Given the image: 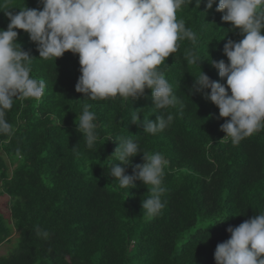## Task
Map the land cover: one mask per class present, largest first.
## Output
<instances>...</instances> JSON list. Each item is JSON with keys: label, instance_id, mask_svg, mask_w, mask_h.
<instances>
[{"label": "trees", "instance_id": "1", "mask_svg": "<svg viewBox=\"0 0 264 264\" xmlns=\"http://www.w3.org/2000/svg\"><path fill=\"white\" fill-rule=\"evenodd\" d=\"M218 3L212 10L207 0L200 8L193 2L177 10V20L198 39L196 45L178 41L177 52L159 66L178 97L167 109L154 108L151 89L134 100L86 99L75 90L82 75L79 54L40 59L37 44L17 29L18 42L32 57L30 75L45 81V91L39 100L14 99L6 112L13 133L0 135V188L10 205V221L0 210V244L19 238L0 264H216L217 245L231 235L227 228L264 213V129L239 144L221 141V125L230 118H220L215 104L191 91L202 70L226 84L210 60L227 63L225 43L244 38L222 20ZM12 6L13 14L26 6L42 10L40 0H13ZM8 23L0 11V29ZM189 49L198 64L187 65ZM85 104L95 114L98 138L91 149L76 124ZM169 114L163 130L145 133L144 119ZM133 115L141 117L136 124ZM120 138L167 160L158 214L142 209L153 186L137 180L135 187L121 188L107 175L120 163L113 155ZM142 152L121 165L127 175L144 163Z\"/></svg>", "mask_w": 264, "mask_h": 264}, {"label": "clouds", "instance_id": "2", "mask_svg": "<svg viewBox=\"0 0 264 264\" xmlns=\"http://www.w3.org/2000/svg\"><path fill=\"white\" fill-rule=\"evenodd\" d=\"M193 2L200 8L203 0H40L42 10L26 6L13 14L9 11L17 8L12 6L13 0H0V11L9 19L7 30L0 29V135L13 133L6 112L14 99L39 100L45 91V81L30 75L32 57L18 42L17 29L37 44L40 59H57L68 51L79 54L82 75L75 90L86 99L119 96L134 100L151 89L154 108L167 109L178 97L159 66L177 52L178 41L187 39L196 45V33L176 16L177 10ZM215 3L207 0V9L212 10ZM215 10L224 13L222 20L239 29L244 38L225 43L227 63L210 60L226 84L212 80L202 70L191 91L215 104L220 118H230L221 125L226 133L221 141L231 138L233 144H239L264 129V0H219ZM184 59L189 66L198 64L193 49L185 52ZM89 108L84 105L76 124L91 149L98 137L95 114ZM137 120L141 117L133 115L134 124ZM171 120L170 114L166 119L163 115L155 121L144 119L145 133L155 134ZM116 141L119 144L113 155L120 163L112 165L107 175L118 180L121 188H133L137 180L153 186L151 197L142 200V209L148 215L158 214L164 206L161 185L167 160L160 153L142 152L132 139ZM141 152L144 163L134 165L133 173L127 175L124 166ZM227 231L230 238L216 247V264H264V213L237 227L229 226Z\"/></svg>", "mask_w": 264, "mask_h": 264}, {"label": "rangeland", "instance_id": "3", "mask_svg": "<svg viewBox=\"0 0 264 264\" xmlns=\"http://www.w3.org/2000/svg\"><path fill=\"white\" fill-rule=\"evenodd\" d=\"M7 161L10 163V161L17 163L18 164V160L15 158H7ZM3 192H1V188H0V210L3 214H5L8 218V220L10 221V205H9V196L7 194H1ZM10 226V225H9ZM12 227V225H11ZM19 243V238L18 237H14L10 243H2L0 244V257H5L9 254L10 251L14 250L17 245Z\"/></svg>", "mask_w": 264, "mask_h": 264}]
</instances>
